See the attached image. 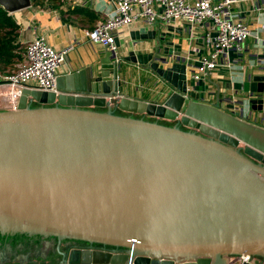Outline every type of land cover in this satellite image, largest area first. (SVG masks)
Instances as JSON below:
<instances>
[{
  "label": "water",
  "instance_id": "1",
  "mask_svg": "<svg viewBox=\"0 0 264 264\" xmlns=\"http://www.w3.org/2000/svg\"><path fill=\"white\" fill-rule=\"evenodd\" d=\"M31 4L0 0L9 14ZM158 50L131 47L118 60L106 51L56 76L55 91L23 88L0 110V242L27 233L126 248L75 250L60 264H227L241 254L264 264V126L222 109L218 95L200 100L186 64L164 68ZM122 60L147 66L171 94L123 96Z\"/></svg>",
  "mask_w": 264,
  "mask_h": 264
},
{
  "label": "crops",
  "instance_id": "2",
  "mask_svg": "<svg viewBox=\"0 0 264 264\" xmlns=\"http://www.w3.org/2000/svg\"><path fill=\"white\" fill-rule=\"evenodd\" d=\"M113 6L114 0H71L57 8H51L48 3L31 4L28 8L8 13L17 24L13 42L16 49L14 56L2 58L6 62L0 61V110L10 108L4 96L9 91L2 85L4 77L23 61L28 41L43 36L57 49L72 45L57 76L96 64L107 50L101 44L91 43L86 32ZM232 10L243 18L251 34L245 40L241 54L234 49L224 52L214 70L201 80L191 78L195 66L208 50L204 28L199 25L191 28L181 21L147 24L138 20L118 34L117 60L126 58L131 47L136 54H149L159 46V64L164 68L178 61V57H184L188 85L200 100L214 102L218 95L222 109L264 126V66L255 58L259 55L260 40L264 38V0H241L233 5ZM136 33L138 36L147 33L148 37L135 39ZM118 78L122 95L130 98L162 103L172 92L166 82L147 66L128 60L121 61ZM251 98L263 100L256 104L255 110L249 102Z\"/></svg>",
  "mask_w": 264,
  "mask_h": 264
},
{
  "label": "built area",
  "instance_id": "3",
  "mask_svg": "<svg viewBox=\"0 0 264 264\" xmlns=\"http://www.w3.org/2000/svg\"><path fill=\"white\" fill-rule=\"evenodd\" d=\"M239 1L241 0H114L111 11L106 12L105 17L86 32V36L91 43L101 44L107 51L113 52L117 60L118 34L138 20L147 24L181 21L191 28L202 26L208 50L191 74V78L197 81L214 70L221 54L231 49L241 54L244 49V42L251 31L243 18L232 10L233 5ZM71 47L69 45L57 49L43 36L28 41L23 61L15 71L4 77L2 83L9 89L4 96L10 108L16 106L23 88L55 91L57 72ZM255 58L264 66V38L260 40L259 55ZM178 60L184 62L185 58L178 57ZM229 262L253 264L249 262L248 254H241Z\"/></svg>",
  "mask_w": 264,
  "mask_h": 264
},
{
  "label": "flooded vegetation",
  "instance_id": "4",
  "mask_svg": "<svg viewBox=\"0 0 264 264\" xmlns=\"http://www.w3.org/2000/svg\"><path fill=\"white\" fill-rule=\"evenodd\" d=\"M1 234V233H0ZM6 235V234H5ZM22 239L16 240L14 245L9 242L7 239L0 242L2 250L8 249L14 250L18 255L21 252L25 253V257H11L0 254V264H60L63 260H67L70 257L72 251H87V250H97L105 249L112 251L115 249L126 250L125 247H117L114 245H105L101 243L89 242L78 239L71 238H61L55 236H43L39 234H27V233H14ZM9 236V234L7 235ZM53 239L54 244L52 249L45 254L40 252V244L43 240ZM20 242V243H19ZM39 246L38 253L34 252L36 247ZM15 258V259H14ZM33 259L39 260L38 263L32 262ZM261 259V258H260Z\"/></svg>",
  "mask_w": 264,
  "mask_h": 264
},
{
  "label": "trees",
  "instance_id": "5",
  "mask_svg": "<svg viewBox=\"0 0 264 264\" xmlns=\"http://www.w3.org/2000/svg\"><path fill=\"white\" fill-rule=\"evenodd\" d=\"M71 0H32V4L48 3L51 8H57ZM17 24L15 20L0 7V61L2 58L14 56L16 45L13 44L15 39V30Z\"/></svg>",
  "mask_w": 264,
  "mask_h": 264
}]
</instances>
